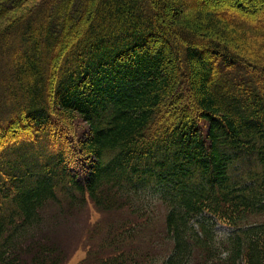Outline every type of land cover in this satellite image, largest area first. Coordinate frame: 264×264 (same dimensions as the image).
Segmentation results:
<instances>
[{"label": "trees", "instance_id": "1", "mask_svg": "<svg viewBox=\"0 0 264 264\" xmlns=\"http://www.w3.org/2000/svg\"><path fill=\"white\" fill-rule=\"evenodd\" d=\"M237 1L0 0V264L66 263L87 202L77 264H264V0Z\"/></svg>", "mask_w": 264, "mask_h": 264}, {"label": "rangeland", "instance_id": "2", "mask_svg": "<svg viewBox=\"0 0 264 264\" xmlns=\"http://www.w3.org/2000/svg\"><path fill=\"white\" fill-rule=\"evenodd\" d=\"M225 0H219V3L222 4V6L225 4L224 2ZM240 3L245 6V8L248 9V11L242 10L244 13L243 14H248L250 15V9L251 11L256 8V11H253L255 13H260L261 10L264 7V4H257L254 8H250L248 5H250V3L253 1L255 3H259V0H239ZM236 2L238 3V1L236 0ZM231 9H233V11H237L239 13V7H237V5H231ZM233 18H236L237 15L236 14H232ZM238 21H240V23H242L244 26H248L249 22H252L253 26L255 28H263L264 27V22L262 20H259L256 17L249 18V22L247 23V20H244L243 17L241 18V20L239 19ZM249 37L253 38L254 35H251L249 33ZM259 40V39H258ZM190 97V95H189ZM186 100V99H185ZM175 105L173 104V102L170 100L169 102H167L165 104V114L169 115L170 117H173V115H177V112H172L173 110H175ZM174 113V114H173ZM62 130V131H61ZM58 130V134L59 137H63V133H65V131H63V129ZM75 143L74 142H67V149L69 151V154L71 152H73L75 155L76 154V149L74 148ZM73 154V155H74ZM74 155V156H75ZM163 213H164V206L162 204H155L153 207V241H155V244L153 245L155 248V251H157L159 249L160 253H163L167 248H168V243L163 242L161 240V237H158L159 235L161 236L163 233V228H162V223H163ZM112 218H118L120 216L118 215H112L110 216ZM121 218V217H120ZM109 218L105 215H103L102 213H100L94 206L93 204H91L90 202H87L86 206H85V210L83 211V213H81V216L79 217H75V220H73L72 222L68 223L67 226L64 228L62 227L60 229V233H61V237H63V245L68 249V254L69 257L67 258V262L64 264H77L84 256H85V250L86 248L84 247V243H81L80 245H76V238L79 239L80 238V234L84 231L83 227L84 224L87 227L91 226L93 223L102 220L101 222L104 223L106 220H108ZM83 220V221H82ZM87 220L88 223H85V221ZM92 227V226H91ZM220 229H223V227H219ZM96 236V235H95ZM102 236H104L103 233H100L96 236L95 240L96 241H100V239L102 238ZM60 237V238H61ZM94 240V238H93ZM95 241V242H96ZM157 244V245H156Z\"/></svg>", "mask_w": 264, "mask_h": 264}, {"label": "bare ground", "instance_id": "3", "mask_svg": "<svg viewBox=\"0 0 264 264\" xmlns=\"http://www.w3.org/2000/svg\"><path fill=\"white\" fill-rule=\"evenodd\" d=\"M39 173V172H38Z\"/></svg>", "mask_w": 264, "mask_h": 264}]
</instances>
